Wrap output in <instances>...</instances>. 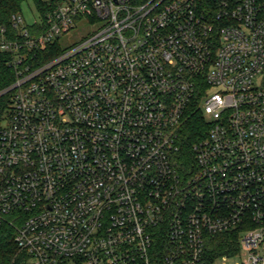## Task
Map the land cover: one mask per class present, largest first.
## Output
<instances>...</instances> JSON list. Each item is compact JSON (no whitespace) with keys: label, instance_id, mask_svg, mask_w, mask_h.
I'll return each instance as SVG.
<instances>
[{"label":"built area","instance_id":"2783aa9c","mask_svg":"<svg viewBox=\"0 0 264 264\" xmlns=\"http://www.w3.org/2000/svg\"><path fill=\"white\" fill-rule=\"evenodd\" d=\"M0 52L16 264H264V0H25ZM198 93L208 131L186 167Z\"/></svg>","mask_w":264,"mask_h":264},{"label":"trees","instance_id":"16d2710c","mask_svg":"<svg viewBox=\"0 0 264 264\" xmlns=\"http://www.w3.org/2000/svg\"><path fill=\"white\" fill-rule=\"evenodd\" d=\"M25 0H0V27L10 26V19L13 14L20 12L21 4ZM40 0H35L38 2ZM51 55L44 56L41 62L51 58ZM10 55L0 52V127L10 112L13 92L10 87L16 81V74L9 66ZM40 62V63H41ZM39 63V62H38ZM201 94L189 105L178 130L181 143L180 161L182 166L190 167L193 163L192 145L205 138L208 126L200 108ZM15 229L8 223L0 225V264H16L17 247L14 241ZM237 233L219 234L209 237L206 243V251L209 262L229 252L237 251Z\"/></svg>","mask_w":264,"mask_h":264},{"label":"rangeland","instance_id":"374dc122","mask_svg":"<svg viewBox=\"0 0 264 264\" xmlns=\"http://www.w3.org/2000/svg\"><path fill=\"white\" fill-rule=\"evenodd\" d=\"M24 15H25L26 19H29V14H28L27 12L24 13ZM71 39H72L73 41H75V40H77V36H75V34L71 33ZM238 262H240V258H239V256H234V257H232V258H229V259L227 260L226 264H235V263H238ZM221 263H222L221 260H217V261L215 262V264H221Z\"/></svg>","mask_w":264,"mask_h":264},{"label":"water","instance_id":"95a60500","mask_svg":"<svg viewBox=\"0 0 264 264\" xmlns=\"http://www.w3.org/2000/svg\"><path fill=\"white\" fill-rule=\"evenodd\" d=\"M3 93H0V96L2 95Z\"/></svg>","mask_w":264,"mask_h":264}]
</instances>
